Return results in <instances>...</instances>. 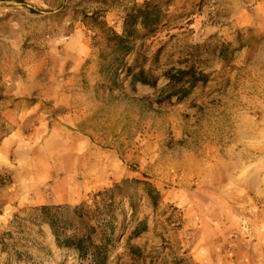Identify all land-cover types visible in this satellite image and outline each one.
<instances>
[{
  "label": "rangeland",
  "instance_id": "1",
  "mask_svg": "<svg viewBox=\"0 0 264 264\" xmlns=\"http://www.w3.org/2000/svg\"><path fill=\"white\" fill-rule=\"evenodd\" d=\"M144 1L0 0V264H93L44 205L63 238L112 221L109 264H264V0H154L123 57L154 86L104 68Z\"/></svg>",
  "mask_w": 264,
  "mask_h": 264
},
{
  "label": "trees",
  "instance_id": "2",
  "mask_svg": "<svg viewBox=\"0 0 264 264\" xmlns=\"http://www.w3.org/2000/svg\"><path fill=\"white\" fill-rule=\"evenodd\" d=\"M22 1V0H20ZM36 10L35 8L32 9ZM162 19V10L161 7L154 0H145L139 6H134L131 11H129L124 19V30L122 34H119L112 29L106 33V48L109 50L104 56L105 60H110L108 65V73L114 75L117 73L118 68L125 69L127 74H131L133 67L127 65L123 62V57L131 52L134 49V44L137 41V38L141 36V33L138 29V26H141L143 29H146L149 33L154 32L157 25ZM169 78L168 87L175 88L179 83L183 82L178 88L181 90L185 89L186 78L189 77L190 85L186 89L183 95H187L189 89L193 88L198 82L206 83L208 81V74L202 71L196 70H182L178 69L176 72L168 71L167 74ZM133 83H142L148 85H156L158 78L152 77L148 72L141 68L137 72L131 74ZM136 181V180H135ZM145 188L148 196L152 198L154 203L158 202L159 193L156 191L155 187L148 181H145ZM113 191V189H110ZM112 206V205H111ZM42 219L47 222L52 228L53 234L56 236V240L59 246L69 247L77 249L81 256H85L89 253L93 255V264H109V243L112 240V233L114 231V226L112 221L106 224L107 231L104 232V240L100 243L93 241L92 235L85 233L84 236L76 237H66L63 238L60 236L59 228V218H57L56 213H52L53 208L47 205L42 206ZM142 228H137L135 233L138 235L140 232L146 229L145 224Z\"/></svg>",
  "mask_w": 264,
  "mask_h": 264
}]
</instances>
